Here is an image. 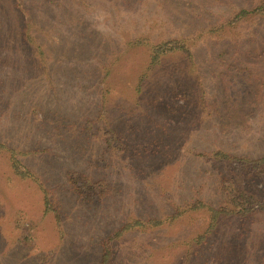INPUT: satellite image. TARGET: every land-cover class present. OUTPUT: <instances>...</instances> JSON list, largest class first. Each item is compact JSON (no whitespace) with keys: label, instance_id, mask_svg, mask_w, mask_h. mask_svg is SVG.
Returning <instances> with one entry per match:
<instances>
[{"label":"rangeland","instance_id":"obj_1","mask_svg":"<svg viewBox=\"0 0 264 264\" xmlns=\"http://www.w3.org/2000/svg\"><path fill=\"white\" fill-rule=\"evenodd\" d=\"M133 2L0 0V143L37 151L21 160L55 191L62 220L58 228L38 186L15 176L0 151V264H96L100 239L126 220L161 219L192 198L221 205L232 167L209 151L264 155V59L253 61V41L219 57L228 41L207 32L222 11L212 0L200 16L175 0ZM29 17L42 61L24 38ZM236 28L239 36L254 25ZM177 33L195 39L196 76L182 56L168 55L135 93L149 50L126 43ZM69 173L107 188L76 199ZM235 180L260 196L264 171ZM208 222L203 208L127 232L113 243L112 264H264V209L221 215L193 246Z\"/></svg>","mask_w":264,"mask_h":264},{"label":"trees","instance_id":"obj_2","mask_svg":"<svg viewBox=\"0 0 264 264\" xmlns=\"http://www.w3.org/2000/svg\"><path fill=\"white\" fill-rule=\"evenodd\" d=\"M177 6L185 7L189 6L192 10V14L200 16L203 12L204 2L207 0H175ZM212 3L219 4L222 7V11L219 12V18L215 20V23L207 31L208 34L218 35L217 38L228 41L226 49H222L219 53L221 57L224 53L228 52L231 48L236 47L239 44V40L244 38L249 41H253L252 47L253 61L264 59V0H212ZM133 0H122V6L129 8ZM135 2L134 4H136ZM215 16V13L213 14ZM251 21L254 28L249 30V33L236 36L237 33L233 31L241 23ZM183 24V23H182ZM262 25V26H261ZM211 26V25H210ZM38 25L31 19L27 18V22L24 28L25 41L31 44L37 54L39 61L44 58L41 46L33 36L35 29ZM259 27H263L262 31H258ZM179 28V27H178ZM209 28V27H208ZM29 30V33H27ZM227 34V37L225 35ZM214 35V36H215ZM195 39H192L190 35H184L177 33V36L171 39H165L158 42H154L148 37H134L126 43V48L130 49L138 45H144L149 50L148 64L143 71L137 76L135 83V93H140L141 88L145 81L155 72L162 60L172 54H179L185 59L186 72L189 75L196 76L195 61L193 55V49L190 45H193ZM264 83V82H263ZM199 92L202 94L204 88L200 87ZM199 105L203 106V96L197 97ZM260 105L259 108H261ZM205 112L207 109H201ZM113 139V138H112ZM0 151L6 153L9 161V166L15 176L20 179H26L34 182L43 196V205L45 213H52L53 218L59 228L61 225L60 219V201L55 194L54 190L45 186V183L41 176L33 171L28 166L24 165L21 157L37 152L36 150H20L11 148L5 143H0ZM209 159L216 162L224 163L230 169V176L227 181L228 193L225 196L221 205L211 206L206 202H202L197 199L184 200L179 205H176L174 211L164 218H131L121 223V226L108 232L99 241V258L96 264H112L113 260V243L120 239L127 232L133 230H145L162 226L164 223H171L184 213L194 212L203 208L207 209L209 213V222L207 230L202 234L197 235L191 240L193 246L197 247L206 242V234L216 227V224L221 215H231L243 219L257 211L264 209V187L261 189L260 196H257L254 191H249L247 185L241 180L240 184L235 180L237 175L240 176H257L261 175L264 171V155L252 157L249 154L234 153L225 149H215L207 153ZM244 178V177H243ZM245 179V178H244ZM67 192L70 196L76 199L89 198L96 194L104 193L107 184L103 180H94L92 177L83 173H69L67 175ZM191 252V250H189Z\"/></svg>","mask_w":264,"mask_h":264}]
</instances>
